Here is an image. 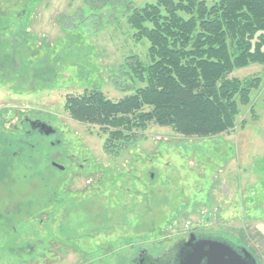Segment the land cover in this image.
Segmentation results:
<instances>
[{
    "label": "rangeland",
    "instance_id": "1",
    "mask_svg": "<svg viewBox=\"0 0 264 264\" xmlns=\"http://www.w3.org/2000/svg\"><path fill=\"white\" fill-rule=\"evenodd\" d=\"M32 1L0 0V116L8 114L10 125L23 114L45 119L62 141L51 145V136L38 152H25V166L4 156L11 166L0 177V213L11 224L9 233L0 226V264H129L118 255L158 247L203 212L212 231L248 245L264 264V67L229 75L262 77L231 132L184 136L150 122L110 150L108 134L72 118L66 98L93 88L114 101L134 94L144 84L130 57L147 66L148 40H136L123 3L89 10L83 0ZM130 1L141 7L154 0ZM30 37L51 50L39 51ZM46 152L60 164L71 157L75 173L45 162ZM96 161L109 173L90 185Z\"/></svg>",
    "mask_w": 264,
    "mask_h": 264
},
{
    "label": "trees",
    "instance_id": "2",
    "mask_svg": "<svg viewBox=\"0 0 264 264\" xmlns=\"http://www.w3.org/2000/svg\"><path fill=\"white\" fill-rule=\"evenodd\" d=\"M83 2L89 10L123 3L134 37L149 42L147 66L130 57L133 74L144 84L134 94L114 101L93 88L66 98L72 118L98 124L108 134L106 148L128 145L134 131L150 122L202 138L235 128L240 106L250 103L262 77L229 75L251 64L264 67V0H154L141 7L130 0ZM29 40L39 51L46 49Z\"/></svg>",
    "mask_w": 264,
    "mask_h": 264
},
{
    "label": "flooded vegetation",
    "instance_id": "3",
    "mask_svg": "<svg viewBox=\"0 0 264 264\" xmlns=\"http://www.w3.org/2000/svg\"><path fill=\"white\" fill-rule=\"evenodd\" d=\"M21 116L22 117H20L13 125H10L7 122L8 114H6L5 117L0 116V149L2 153L0 159V177L8 175V171L3 168L10 164V159L7 160L5 158L7 161L4 160L5 155L12 153L19 158L18 164L25 166V152L30 149H35L38 152L42 141L54 136L55 141L50 140L49 143L51 145L56 144L57 146L61 144L62 140L57 136L61 133L56 126L40 117L32 119L26 114ZM49 153L50 152H46L43 156L45 162L51 160V166L58 169L59 172H66L68 174L75 173L68 169L74 164L71 157L66 156L68 159H66L65 162L68 165L60 164L57 160L58 152H56L57 156L52 157L57 159L50 158V155H47ZM147 160L151 161L150 159ZM95 163L96 167L90 168V171H87L91 178L90 185L96 181H99L98 183H100L105 174L109 173L108 169H104L103 166L100 167V162L98 163L96 161ZM126 174L127 171H123L122 175L124 176H122L121 179L127 183ZM150 175L152 178L154 177L153 172H151ZM137 176L138 178L136 177V181H139L140 183L141 176L138 174ZM124 208H127L126 204H124ZM0 214L2 215V217H0V226L2 225L3 227V225H6V230L8 232L10 230L9 225L11 224V221L9 218H6L7 213L5 217L3 213ZM206 214L207 213L203 212L196 220L186 223V227L180 229L177 233H172L169 236L166 234L167 238L161 240L158 247L148 248L135 246L129 253L119 254L118 257L130 258L129 264H213L214 260L210 258L211 256H220L221 264L223 262L226 264H238L240 261L239 257L242 262L248 264L252 263L253 258H255L257 264H260L257 256L248 245L239 243L237 239H233L227 234H222L220 231H212L209 228L210 226L206 223L208 219L206 218ZM130 221L136 223L137 219H134L131 216Z\"/></svg>",
    "mask_w": 264,
    "mask_h": 264
},
{
    "label": "water",
    "instance_id": "4",
    "mask_svg": "<svg viewBox=\"0 0 264 264\" xmlns=\"http://www.w3.org/2000/svg\"><path fill=\"white\" fill-rule=\"evenodd\" d=\"M250 254V253H249ZM251 255V254H250ZM210 258H212V260H214V263L213 264H221V262H220V256L218 257H216V256H211ZM223 259H224V256H223ZM239 263L238 264H248V263H245V262H242V260H241V258L239 257ZM216 261V262H215ZM222 264H226V263H222ZM249 264H257V262H256V259L255 258H253V261H252V263H249Z\"/></svg>",
    "mask_w": 264,
    "mask_h": 264
}]
</instances>
